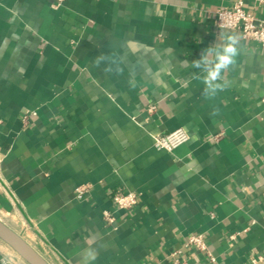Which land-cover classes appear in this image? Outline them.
Masks as SVG:
<instances>
[{"label": "crops", "instance_id": "obj_1", "mask_svg": "<svg viewBox=\"0 0 264 264\" xmlns=\"http://www.w3.org/2000/svg\"><path fill=\"white\" fill-rule=\"evenodd\" d=\"M239 1L264 21L253 0H0V219L50 264L264 253V49L214 26ZM221 32L243 51L205 99L191 61ZM179 128L186 144L155 147ZM198 234L214 260L187 245ZM0 264L27 263L0 240Z\"/></svg>", "mask_w": 264, "mask_h": 264}, {"label": "built area", "instance_id": "obj_2", "mask_svg": "<svg viewBox=\"0 0 264 264\" xmlns=\"http://www.w3.org/2000/svg\"><path fill=\"white\" fill-rule=\"evenodd\" d=\"M253 4L256 6H262L264 5V0H253ZM214 26L220 30L239 31L244 40L258 43L264 49V21H258L255 15L245 8L243 1L235 3L232 8H219L214 19ZM154 110L155 106H150L148 108L149 112H153ZM29 117H36V113H28L25 116V120ZM188 140L189 135L187 131L183 128H179L168 134L157 135L155 137V147L167 150L168 152H173L178 147L186 144ZM85 194L86 189L84 187L76 189V195L78 198H83ZM112 200L118 209L130 211L138 204V195L134 191L126 193L118 192L113 195ZM104 217L109 224H113L116 221L115 216L110 212H105ZM234 238L235 236L231 237V239ZM187 245L196 248L199 251L206 252V254L214 260L208 250L207 239L204 235H191L187 240ZM2 261L3 263H7L5 260ZM250 263L264 264V253L251 257ZM171 264L190 263L187 259L175 257Z\"/></svg>", "mask_w": 264, "mask_h": 264}, {"label": "clouds", "instance_id": "obj_3", "mask_svg": "<svg viewBox=\"0 0 264 264\" xmlns=\"http://www.w3.org/2000/svg\"><path fill=\"white\" fill-rule=\"evenodd\" d=\"M242 51L239 34L221 32L214 43L201 51L198 59L191 61V67L199 70L197 78L204 84L202 96L205 99H212L228 88L230 81L224 74L237 64V58L241 56ZM108 56V54L100 53L93 61V65L95 66L98 60L106 59ZM129 83L131 87H136L134 79H131Z\"/></svg>", "mask_w": 264, "mask_h": 264}, {"label": "water", "instance_id": "obj_4", "mask_svg": "<svg viewBox=\"0 0 264 264\" xmlns=\"http://www.w3.org/2000/svg\"><path fill=\"white\" fill-rule=\"evenodd\" d=\"M0 240L27 264H50L26 239L1 219Z\"/></svg>", "mask_w": 264, "mask_h": 264}, {"label": "rangeland", "instance_id": "obj_5", "mask_svg": "<svg viewBox=\"0 0 264 264\" xmlns=\"http://www.w3.org/2000/svg\"><path fill=\"white\" fill-rule=\"evenodd\" d=\"M6 223L9 225V224H11V226H13V224L12 223H9L8 221H6Z\"/></svg>", "mask_w": 264, "mask_h": 264}]
</instances>
